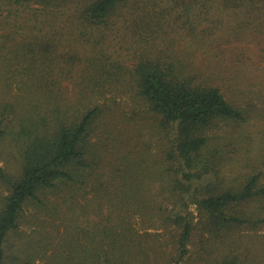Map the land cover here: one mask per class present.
<instances>
[{"label": "rangeland", "instance_id": "374dc122", "mask_svg": "<svg viewBox=\"0 0 264 264\" xmlns=\"http://www.w3.org/2000/svg\"><path fill=\"white\" fill-rule=\"evenodd\" d=\"M96 1L0 0V169L18 178L36 129L52 133L96 112L81 143L90 169L47 192L46 209L24 208L7 264H106L110 252L128 264H264L263 224L212 227L171 187L177 164L167 154L178 132L142 96L137 74L159 66L192 88L219 90L248 115L206 131L219 163L201 187H240L253 175L264 185V0H127L92 25L86 13ZM124 182L141 190L135 213L111 195ZM203 188L195 198L208 194ZM9 194L0 181V212ZM240 209L252 220L264 215L257 201L232 214ZM178 213L191 225L182 259Z\"/></svg>", "mask_w": 264, "mask_h": 264}, {"label": "trees", "instance_id": "16d2710c", "mask_svg": "<svg viewBox=\"0 0 264 264\" xmlns=\"http://www.w3.org/2000/svg\"><path fill=\"white\" fill-rule=\"evenodd\" d=\"M12 1L15 4H26L34 0ZM126 1L97 0L88 7L86 19L92 25L100 24L116 7ZM137 74L142 96L161 117L164 126L178 132L172 151L167 154L172 162L177 164L176 168L168 169L169 172H173L170 175L171 187L185 200L195 201L199 209L212 218L210 222L212 227L217 224L219 226L257 225V223L264 225V215L252 220L253 215L243 212L242 209L238 211L239 214H232L234 206L240 208L254 201L261 203L264 210V185L259 182L260 176L249 177L240 187L214 190L212 187L200 186L205 184V181H209L210 176L212 178V175L216 174L219 163L215 158L219 154L218 148L213 146L211 149L206 131L219 120L241 123L246 121L248 115L230 105L219 90L207 87L192 88L174 78L171 73L160 69L159 66L144 64L139 66ZM95 113L88 111L79 123L71 126L60 125L55 128L56 130L52 129V133H47L46 130L44 133L36 129L34 133L36 138L21 156V173L18 178L8 176L0 169V181L4 182L10 191L0 212V264H7L5 257L7 240L17 231L24 208L34 204L35 207L46 209L47 192L53 190L59 192L58 189L62 186L74 185L76 179L83 175L81 170L90 169L91 164L85 157L87 153L82 151L81 143L85 142ZM2 136L3 132L0 128V140ZM209 149H211L210 159L205 155ZM65 168H71L72 172L68 173ZM130 176L132 177L133 174L128 172L122 177ZM131 183L124 182L123 188L111 195L121 198L123 204L130 203L124 206L128 207L126 210L135 213V205L138 201H142L141 190L135 188V192H131L129 189ZM200 188L205 189L208 194L204 198H195L194 195ZM91 190L95 193H106L95 187ZM176 220L181 229L180 234L177 235L176 248L179 259H182L187 254L191 225L181 213L176 215ZM118 238L122 239V236L108 237V239ZM122 243L123 240L109 241L107 245L115 244L109 247L114 248ZM125 261L127 262L124 257L114 258L110 252L104 263L128 264Z\"/></svg>", "mask_w": 264, "mask_h": 264}]
</instances>
